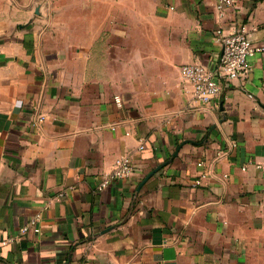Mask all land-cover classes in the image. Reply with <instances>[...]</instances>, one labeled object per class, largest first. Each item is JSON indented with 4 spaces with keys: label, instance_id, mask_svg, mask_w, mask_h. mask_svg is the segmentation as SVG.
<instances>
[{
    "label": "crops",
    "instance_id": "1",
    "mask_svg": "<svg viewBox=\"0 0 264 264\" xmlns=\"http://www.w3.org/2000/svg\"><path fill=\"white\" fill-rule=\"evenodd\" d=\"M242 27L264 0H0V264H264V52L210 104L181 76Z\"/></svg>",
    "mask_w": 264,
    "mask_h": 264
},
{
    "label": "built area",
    "instance_id": "2",
    "mask_svg": "<svg viewBox=\"0 0 264 264\" xmlns=\"http://www.w3.org/2000/svg\"><path fill=\"white\" fill-rule=\"evenodd\" d=\"M214 10L218 17L224 18L230 10H237L242 0H213ZM216 35L222 47V52L212 67L201 63L185 64L181 67V76L192 87V93L196 100L203 104H210L220 94L222 81L234 80L242 77L250 70L249 58L264 52V43L253 40L242 27L232 32H224L219 28ZM118 105L122 104V99L115 97ZM44 116H40L42 121ZM140 150L144 148L140 145ZM200 165L202 163H199ZM257 168H264V161L252 162ZM136 172V164L128 154H124L116 161L115 167L110 174L103 175L98 186L103 189L114 179H129ZM64 195V192L59 194ZM37 217L31 221L35 227ZM28 226L21 231L25 233ZM35 230L38 229L35 227ZM4 241L3 243H5Z\"/></svg>",
    "mask_w": 264,
    "mask_h": 264
},
{
    "label": "water",
    "instance_id": "3",
    "mask_svg": "<svg viewBox=\"0 0 264 264\" xmlns=\"http://www.w3.org/2000/svg\"><path fill=\"white\" fill-rule=\"evenodd\" d=\"M190 142H194V141H192V140H184V141H182V143H180V144L178 145L176 151L174 152V154H173V158H175V157L178 155L180 149H181L186 143H190ZM166 164H167V162H164V163H161V164L157 165L152 171H150V172H149V173L143 178V180L141 181V183H140V185H139L138 188L141 189V187L145 184V182H146L151 176H153L157 171H159L161 168H163Z\"/></svg>",
    "mask_w": 264,
    "mask_h": 264
}]
</instances>
